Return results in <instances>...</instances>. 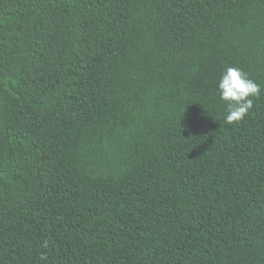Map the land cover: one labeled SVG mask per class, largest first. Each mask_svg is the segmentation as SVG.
<instances>
[{"label": "trees", "instance_id": "1", "mask_svg": "<svg viewBox=\"0 0 264 264\" xmlns=\"http://www.w3.org/2000/svg\"><path fill=\"white\" fill-rule=\"evenodd\" d=\"M0 264H264V0H0Z\"/></svg>", "mask_w": 264, "mask_h": 264}, {"label": "clouds", "instance_id": "2", "mask_svg": "<svg viewBox=\"0 0 264 264\" xmlns=\"http://www.w3.org/2000/svg\"><path fill=\"white\" fill-rule=\"evenodd\" d=\"M217 91L220 99L227 104V124L241 122L253 108L254 98L262 94L261 86L236 67H228L224 71Z\"/></svg>", "mask_w": 264, "mask_h": 264}]
</instances>
